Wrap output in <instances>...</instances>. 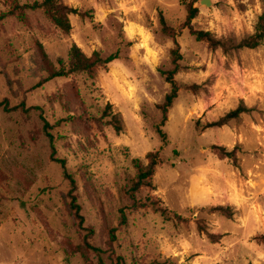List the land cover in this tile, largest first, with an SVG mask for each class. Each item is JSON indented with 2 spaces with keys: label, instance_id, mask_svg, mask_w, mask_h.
Wrapping results in <instances>:
<instances>
[{
  "label": "rangeland",
  "instance_id": "1",
  "mask_svg": "<svg viewBox=\"0 0 264 264\" xmlns=\"http://www.w3.org/2000/svg\"><path fill=\"white\" fill-rule=\"evenodd\" d=\"M43 1L0 0V100L29 109H0V264H264V43L235 48L254 34L264 0H63L78 12L67 36L40 10L10 16ZM190 6L193 29L231 50L197 41ZM73 46L120 59L95 79L43 83L48 61ZM176 67L163 140L162 73ZM239 107L247 111L213 126ZM106 112L121 116L122 133ZM149 154L152 188L137 185L134 165ZM53 158L66 161L74 188Z\"/></svg>",
  "mask_w": 264,
  "mask_h": 264
},
{
  "label": "trees",
  "instance_id": "2",
  "mask_svg": "<svg viewBox=\"0 0 264 264\" xmlns=\"http://www.w3.org/2000/svg\"><path fill=\"white\" fill-rule=\"evenodd\" d=\"M25 10H40L44 13L46 18L64 35H70L72 32V24L70 21L71 14H77V10H74L68 7L63 0H44L42 3H35L32 6H19V4L14 6L11 15L20 14L21 16L25 15ZM198 10L194 9L193 6H190L188 9V16H187V26H191L192 21L197 17ZM163 24V31L167 34L174 35V30L170 28L166 21L162 19ZM191 33L193 36L196 37L198 42H207L210 47L214 50L223 49L225 51L231 50V47L227 46L225 42L217 40L210 32L205 31H197L194 30L193 27H190ZM264 43V12L259 17L258 22L255 27V32L252 36L242 40L237 46L236 49H256ZM176 46L178 44L176 43ZM175 55L178 54V49L173 52ZM46 61H48L47 56H45ZM179 57V56H177ZM120 59V52H116L114 54L109 55L108 57H104L100 52H94L91 57L86 56L80 48L77 46H73L69 52L68 59H60L56 64L48 61L47 66V74L48 77L43 83H48L54 79L58 78H67L72 75H81L86 74L90 78L95 79L99 69L108 68L111 64L119 61ZM166 76L167 82L171 85V92L165 97L164 103L160 106V110L162 113V121L158 128V133L160 134L163 140L166 139V134L162 131V127H164L168 122V112L173 107L175 100L178 98V93L180 91L177 82L175 80V76L178 74V68L162 73ZM40 87V86H38ZM4 109L7 113H13L20 109L24 111H29L26 108L25 103L18 107H12L8 101H1L0 100V109ZM110 109V106H108ZM247 110L244 107H239L237 110L230 112L225 118L220 120L218 123L214 124L213 126L223 127L230 123L232 120L239 118L240 115L245 113ZM105 118H109L105 123V125L112 127L117 134L122 133L123 131V121L120 115H114L112 112L107 113ZM104 118H101V121L98 120L97 123H102ZM212 126V125H211ZM51 125L45 121L44 131L47 137L50 140L52 148L54 149V138L53 135L50 133ZM233 153V152H232ZM54 154V153H53ZM235 160L237 159L233 154H230ZM153 155L149 154L148 158L151 159V162L148 165H144L141 161L136 160L134 161L135 168L138 171L137 176V185L147 188H152V179L155 174L156 167L158 162L156 159L152 158ZM54 161L62 165L64 176L67 180H69L72 184V187H75V181L73 177L68 174L66 161L65 160H56L53 158ZM135 186L134 188H136ZM71 205L75 209L77 217L80 220V225H84V217L81 215V206L77 204L76 197L74 196L73 192L71 193ZM155 207L156 212H162L164 215L169 214L167 209L160 210L156 203L151 204ZM216 211L223 212L226 216L232 217V213L222 209L216 208ZM116 229L110 231V238L112 241H115L116 238ZM91 249L98 251L96 248H93L89 242H86Z\"/></svg>",
  "mask_w": 264,
  "mask_h": 264
},
{
  "label": "water",
  "instance_id": "3",
  "mask_svg": "<svg viewBox=\"0 0 264 264\" xmlns=\"http://www.w3.org/2000/svg\"><path fill=\"white\" fill-rule=\"evenodd\" d=\"M201 3L206 6H211V0H202Z\"/></svg>",
  "mask_w": 264,
  "mask_h": 264
},
{
  "label": "bare ground",
  "instance_id": "4",
  "mask_svg": "<svg viewBox=\"0 0 264 264\" xmlns=\"http://www.w3.org/2000/svg\"><path fill=\"white\" fill-rule=\"evenodd\" d=\"M130 30H131V31L134 33V31H133L132 27L130 28ZM130 30H129V31H130ZM142 46H143V45H142Z\"/></svg>",
  "mask_w": 264,
  "mask_h": 264
}]
</instances>
